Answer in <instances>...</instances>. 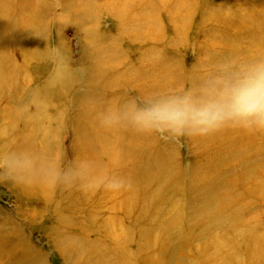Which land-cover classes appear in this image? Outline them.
I'll return each instance as SVG.
<instances>
[{"label": "rangeland", "instance_id": "obj_1", "mask_svg": "<svg viewBox=\"0 0 264 264\" xmlns=\"http://www.w3.org/2000/svg\"><path fill=\"white\" fill-rule=\"evenodd\" d=\"M98 2L0 0L7 8L8 26L0 33V49H7L6 66L1 71L8 73L15 66L20 77L17 82L0 80V151L27 146L53 162L61 156L66 160L86 156L81 143L87 130L83 112L91 113L129 97L150 95L144 87H156L163 77L165 91L194 87L220 63L264 57V0ZM149 22L158 33L155 36H150ZM52 47L63 49L78 70L65 88L45 86L50 72L46 56ZM110 64H116L120 73L137 71L143 65L149 77L128 75L112 85L114 79L103 78V68L109 71ZM117 70L114 68L113 75H118ZM225 129L237 141H227L221 147L215 144L216 149L205 146L202 150L188 137L151 136L150 145L154 146L155 141L164 146L177 169L170 178L171 203L160 212L155 232H159L158 227L171 226L177 212L172 206L181 209L186 203L182 192L189 188L193 175L202 173L211 178L219 171L221 183L233 187L218 204L217 209L226 217L222 224L205 228L182 220L179 229L170 235L169 248L175 249L181 264H235L229 259L233 252L239 264H264V131ZM120 130L95 129L92 135L97 139L88 143L99 155V164L118 175L123 172L117 149ZM206 156L211 160L206 161ZM247 161V167L240 168ZM205 182L201 177L197 185ZM80 190L68 197L69 190L62 186L19 185L0 178V264L20 259L24 248L39 264H100L99 259L109 260L116 255L124 259V264H144L143 253L136 250L140 235L128 227L133 216L120 203L124 193L98 189L82 196ZM116 194L121 195L116 199ZM103 195L111 198L106 206L100 203ZM83 200L94 202L93 207H84ZM98 205L104 209H94ZM235 230L242 235L234 234ZM70 238L77 239L85 251L91 246L89 242L98 241L97 254L84 260L80 255L72 256L70 261L63 247ZM155 246L146 257H155ZM152 260L150 264H155L156 259ZM120 263L113 259L111 264Z\"/></svg>", "mask_w": 264, "mask_h": 264}, {"label": "clouds", "instance_id": "obj_2", "mask_svg": "<svg viewBox=\"0 0 264 264\" xmlns=\"http://www.w3.org/2000/svg\"><path fill=\"white\" fill-rule=\"evenodd\" d=\"M50 72L46 87L65 88L78 71L68 54L52 47L46 56ZM106 130L125 128L143 136L164 139L210 136L225 127L264 131V57L230 60L204 76L198 85L162 91L143 98L129 97L97 113ZM0 178L19 185L77 187L126 192L130 178L104 169L91 156L56 162L27 146L0 151Z\"/></svg>", "mask_w": 264, "mask_h": 264}, {"label": "bare ground", "instance_id": "obj_3", "mask_svg": "<svg viewBox=\"0 0 264 264\" xmlns=\"http://www.w3.org/2000/svg\"><path fill=\"white\" fill-rule=\"evenodd\" d=\"M96 1H98V0H96ZM88 3H90V2H88ZM98 3H100V0ZM1 4L2 3H0V33L6 27H8L7 22H6L7 8ZM111 4L112 3H108V5H110V7H112ZM98 6H96V7H98ZM102 7H103V5H102ZM22 12H23V10H22ZM149 24H150L149 30H152L150 36L151 35L155 36L156 34H158L157 31L154 32V30H153V26H152L153 23L149 22ZM147 27H149V26H147ZM12 32H14V31H12ZM146 36H147V34H146ZM6 38H5V41H6ZM143 38H147V37H143ZM144 40H146V39H144ZM0 41H1V37H0ZM4 43H3V46H4ZM20 48H21V46H20ZM23 48L24 49L26 48L25 44H22V49ZM6 51H7V49L5 50L4 47H3V50L0 49V71L2 70V68H5V66H6V62H5ZM24 53L28 54V50H25ZM105 61L108 62V60H105ZM152 61L155 65H157V62H154V60H152ZM106 62H104V63H106ZM141 63H143L142 60H141ZM115 65L114 66H112L111 64L107 65L109 71L106 70V68H103V70H105V72H104L105 74H104L103 78H105L106 80L109 78L114 79L112 81L113 82L112 85L118 84L120 81H122L123 78H125V76H128V75L130 76L133 74H137L140 78L144 77L143 79H147L149 77V72H147L143 69V67H144L143 65H141L137 71L127 69V70H124V72H122V73H120L119 69L117 70L118 67H116ZM99 67H100V65L98 66V68ZM114 68H115V71L117 70V73H118V75H116V76L113 75ZM19 78H20L19 73H17V71L15 70V66H11L8 73L3 74L2 71L0 72V80L1 81L4 80L3 82L8 81V80H13V81L17 82V80ZM164 80H165V77L160 78V81L156 82L161 87H159V85H157L155 87V85H153V84H151V85L147 84L146 87H144L143 91L144 92L149 91L148 92L149 94H153L154 92H156V91H154L155 89H157L158 92L159 91L160 92L165 91V88L163 85ZM152 91H154V92L152 93ZM104 108H105V106L104 107L100 106L95 111H93L91 113H85V112L82 113V115L85 117V120H84L85 126L84 127L87 129L86 133H85L87 138L83 137V139L81 140L82 145L83 144L85 145V146H83V148H85L86 150L84 151L81 149L80 152L84 151V155L91 156V157L95 158L98 162H99V159H98L99 155L94 150L91 149V145H89V144L92 143V139L93 140L97 139V137H96L97 135L96 136L92 135V133H94L95 129L99 128L101 130L106 131V129H103L99 126L98 117H97V113L102 111ZM91 117L93 118V121L90 119ZM94 118H97V120ZM121 129L122 130H120V133H118L119 139L117 140V149L119 151V158H120L119 168L123 172L120 173L119 175L130 178L133 182V187L130 191L122 192V193H124V196L121 197V199L122 198L123 199L120 203H122L123 207L125 208L126 213H129L131 215V218L133 216V218L130 221V223H132V225L128 224L129 229L131 231H136L135 234L140 235V237H139L140 240L138 242L136 250L139 253H143L142 256H144V257L142 258V261L144 262V264L152 263L153 262L152 259H154V258L156 259L154 262L155 264H181L179 262L180 259H178V256L176 255L175 249L170 250V248H169L170 235H173V231H175L177 228L179 229V224L183 221H186L189 223L194 222L195 224L202 226V227H205V228L214 227V226L216 227V226H219L220 224H222L226 217L225 218L223 217L224 212H220L217 209L218 204L221 202V199L225 194H228L231 192V188H233V187H231L232 185L230 184V188H227V186H225L224 184L221 183L222 182V177H221L222 175L220 174L219 171L217 172V174H214L213 176H211V178L206 177L202 173H200L198 175H193L192 178L190 179V182H189V184H190L189 188L185 189L182 192V195H184L187 199L186 203H184V205L181 206V209L177 208L175 205H173V206L171 205L172 208L175 209V211L177 210V212L175 213V216L177 219L175 218V220L170 223V225H171L170 227L165 228V229L158 227L157 230H159V232L157 230H156L157 232H155L154 228L159 223L160 212L162 211L163 207L165 205H167L166 203H168L170 201V198L168 197V195H171L173 193V191L171 190L172 188H170V182H171L170 178H171L172 174L175 171H177V169H176L175 165L173 164V160L170 157L169 151H167V149L164 146H160L159 144L155 143V141H154V146L150 145L151 136L139 135V134H137L131 130L125 129V128H121ZM239 130L240 129H236V131H239ZM241 130H242V133L245 132V130H243V129H241ZM111 131L113 132V130H107L106 132H111ZM227 132L228 131L225 128H223L222 130H220V131H218V132H216L210 136L192 138V145H195V146L199 147L200 149L205 150V146H207L209 149H214V148L216 149V147L214 146L215 144L218 145L219 147H221V144H226L227 141L229 142L228 144H232L235 141H237L236 137H232V136L227 135ZM100 142H101V140H100ZM104 149L102 150V153L105 152ZM108 153H110V152H108ZM214 153L215 152H213L212 154H214ZM208 156H206L204 158L206 161L211 160ZM218 158L220 159L221 155H219ZM204 159L202 160L203 162H205ZM254 161L255 160H253L252 162H254ZM252 162H250V165L253 164ZM248 163L249 162L247 161V162L241 164L240 168L247 167ZM201 177L205 178L206 182L204 185L198 186L197 182H198L199 178H201ZM244 178H245V175L242 174L241 181H243ZM180 181H182V179ZM260 187L261 186H259L258 188H260ZM67 190H69L67 195H68V197H70V196L76 195L77 192L79 193L80 188L74 189V191H73V188H67ZM87 192L89 193L91 191L80 190V194H83L82 196L86 195ZM163 192H165V193L162 194ZM215 192H217V193H215ZM119 195H121V194H116L115 198L117 199V197ZM216 195H218V197ZM96 201H99V199ZM100 201H101L100 203L103 206H106L111 201V198H110V196L108 197L107 195H103L102 197H100ZM83 202L85 204L84 207H87V208H90V207L92 208L94 205V202H92L90 200H85V201L83 200ZM169 203H171V202H169ZM99 208L104 209L100 205H98L94 209H99ZM91 212L93 213L94 210H92ZM179 212H180V214H178ZM92 220H93L92 218L89 219L90 222H92ZM206 226H208V227H206ZM201 233H203V231ZM234 234H239L238 236L242 235L240 231H236V230L234 231ZM155 235H159L156 238L157 248L155 246V239H154ZM89 243L90 244H88V245H91V246L85 251L81 248L82 245L79 244V241L77 239H73V238L67 239V241H65V245H63V247L65 246V248H66V252L68 253V256H69L68 259L71 261L72 256H76V255L79 256L80 255L81 260H84L83 258H87L89 256L95 255V253L97 254V252H98L97 249L99 248V245H100L98 243V241H94L93 243L89 242ZM130 244H131V242H129L127 245H130ZM152 246H155V248H153V251L155 250L157 252L155 254V257L154 258L151 257L152 258L151 259L150 257H146V255L149 254L150 251L148 252V250L150 248H152ZM21 252H22V255L20 256L21 258L15 262L13 261L11 264H39L37 262V260H35V258L30 256L27 248L21 249ZM121 258L122 257L119 258L117 255L115 256V258L113 257V259H115L116 263L121 262L120 264H124L125 263L123 261L124 259L122 258V260H121ZM16 259H17V257L15 258V260ZM113 259L103 260V258H101V259H99L100 260L99 263L100 264H108V261L111 260V262L109 263V264H111ZM223 259H224V257H223ZM229 259L233 263L239 264V259L235 255L234 252L230 255Z\"/></svg>", "mask_w": 264, "mask_h": 264}]
</instances>
